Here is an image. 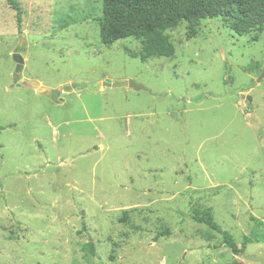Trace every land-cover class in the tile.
I'll return each mask as SVG.
<instances>
[{
    "label": "rangeland",
    "instance_id": "374dc122",
    "mask_svg": "<svg viewBox=\"0 0 264 264\" xmlns=\"http://www.w3.org/2000/svg\"><path fill=\"white\" fill-rule=\"evenodd\" d=\"M16 1L21 29L0 0V264H264V27L184 22L175 55L144 62L140 40L103 44V0Z\"/></svg>",
    "mask_w": 264,
    "mask_h": 264
},
{
    "label": "trees",
    "instance_id": "16d2710c",
    "mask_svg": "<svg viewBox=\"0 0 264 264\" xmlns=\"http://www.w3.org/2000/svg\"><path fill=\"white\" fill-rule=\"evenodd\" d=\"M8 2L17 12L21 29L22 9L16 0ZM221 17L233 21L231 27L238 35H248L252 30L264 27V0H103L101 39L105 45L128 38L140 40L144 62L155 58H170L175 55V46L168 31L185 22L193 37L203 20ZM193 211L191 217L221 234L225 245L234 255L258 260L247 253L251 239L246 238L240 246L217 223L211 209L195 208ZM127 215L128 212H125L122 221L128 219Z\"/></svg>",
    "mask_w": 264,
    "mask_h": 264
},
{
    "label": "water",
    "instance_id": "95a60500",
    "mask_svg": "<svg viewBox=\"0 0 264 264\" xmlns=\"http://www.w3.org/2000/svg\"><path fill=\"white\" fill-rule=\"evenodd\" d=\"M25 41V38H23L22 40V43H21V47L23 46V43ZM14 60L17 64V73L18 74H21L23 69H24V58L20 55V50H17L16 53L14 54ZM130 85L131 87H134L136 90H141L143 89V86H138L136 85L134 82H130V83H127V82H123V83H116L114 84L113 86L114 87H122V86H128ZM20 86H26V87H29V88H33V89H36L40 92H49L46 88L42 87L38 82H35V81H26V80H23L20 82ZM103 86H112V82L109 80V81H106L102 84H100L97 88H93V86L91 84H85V83H79V84H74L72 86H68L65 88L66 91H70L71 89L73 88H79V87H89L93 90H99L101 89ZM59 95H60V90H55L52 92V100L54 102H58V98H59Z\"/></svg>",
    "mask_w": 264,
    "mask_h": 264
}]
</instances>
